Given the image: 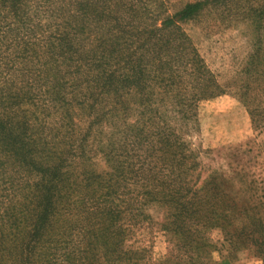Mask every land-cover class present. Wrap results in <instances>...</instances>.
<instances>
[{
  "label": "trees",
  "instance_id": "obj_1",
  "mask_svg": "<svg viewBox=\"0 0 264 264\" xmlns=\"http://www.w3.org/2000/svg\"><path fill=\"white\" fill-rule=\"evenodd\" d=\"M57 1L52 28L33 29L36 6L0 0V264H31L37 253L50 258L56 251L50 264H152L146 250L123 247V218L127 228L140 219L152 223L144 207L163 201L159 224L174 241L163 264H234L241 251L264 264V198L242 206L245 189L226 185L240 177L203 179V151L191 142L199 103L231 93L243 104L248 92H264L257 66H248L255 81L251 76L239 94V85L229 91L195 50L186 51V37L157 36L188 19L194 5L154 29H113L102 23L110 15L99 13L97 0ZM91 23L98 29H88ZM255 95L247 106L251 126L258 121ZM133 100L136 122L149 128L134 124L128 133ZM81 116L84 133L76 130ZM99 116L106 136L99 154L112 166L98 175L91 162ZM49 120L59 125L55 145L43 133ZM128 183L135 189L119 195L117 187ZM172 183L183 186L170 189ZM256 190L247 192L254 201ZM213 228L222 233L220 247L206 236Z\"/></svg>",
  "mask_w": 264,
  "mask_h": 264
},
{
  "label": "rangeland",
  "instance_id": "obj_2",
  "mask_svg": "<svg viewBox=\"0 0 264 264\" xmlns=\"http://www.w3.org/2000/svg\"><path fill=\"white\" fill-rule=\"evenodd\" d=\"M97 1L99 13L104 12L105 15H110L102 23H111L113 29H154L153 25L159 27L165 19L172 18L184 6L194 5L195 7L192 8L188 19L179 22L173 21V27L166 29L164 33H157V36L170 41H174L173 37L177 35L186 37L189 41H187L186 51L195 50L216 82L222 86H229V91L233 87L235 88L236 85H239L240 88L233 89V92L241 91L238 92L241 94L244 88L246 90V84L251 81V76H254V73L248 70L249 65H252V67L257 66L256 72L264 80V0ZM28 2L36 6L38 10V18L32 17L35 21L33 29H51L54 15L58 12L59 2L57 0H28ZM105 6L108 9L104 10ZM9 23H11L9 20L5 21L6 25H9ZM1 24L3 23L1 22ZM90 27L91 29H98L94 23H91L88 29ZM175 29H181V32H177ZM33 35L35 34H31L30 37H33ZM36 51L40 52L41 50L37 47ZM152 52H155V48H152ZM40 57L43 59L41 55ZM252 59H255V61ZM256 60H258V63ZM248 71L251 75L247 73ZM182 78L184 82L187 81V78ZM15 79L16 77L10 78L9 82L15 83ZM256 92L257 89L254 90V94L248 92L251 95L250 98L249 95H244L243 104L245 105L240 103L231 93L199 103L197 112L200 129L196 137L191 140L193 148L203 151L202 163H206L205 166L208 170L207 173L202 174L203 179L207 175L219 176L221 174L226 176L225 178L228 177V179L234 177V175L240 177L242 183L229 180L230 182L226 185L234 190H238L240 187L245 189L243 195L237 199L242 206L258 204L261 201L260 198H264V92L260 94ZM253 95H255L256 106L259 109H257L255 115L258 121L251 126L247 106L249 109L252 105L249 102L252 100ZM135 106L133 100L129 104L128 133L132 130L136 132L134 124L140 128H149L146 123L140 125L136 122L137 114L133 113L136 111ZM77 120L80 121L76 130L78 129L81 133H84L87 127V119H85V116H81ZM49 123L46 124L43 133L48 132L54 144L56 140L54 130L59 125L56 124L55 120H49ZM104 125L105 120L99 116L96 120L95 142L92 145V149H96L97 153L93 155L91 162L93 170L98 175L102 172H110L112 166V163L108 161V156H105L102 152L99 154V151L104 147L101 143H105L106 140ZM67 132V129L60 131V137H63ZM151 132L152 130L144 137L151 135ZM129 136L132 139L130 134ZM60 146L58 149L62 148ZM212 170L215 172L212 173ZM158 175V172H156L155 177ZM216 180L221 183V178H216ZM177 183L169 184V188L183 186ZM254 186L258 194L256 201L251 198L250 193L247 194ZM162 188L163 186L157 188V190L159 191ZM134 189L128 183L124 189L118 186L117 193L119 195L126 194ZM161 193L159 192V195ZM163 202L165 204L160 202L159 205L149 202L144 207L146 215L148 214L152 218V223L149 221L142 222L140 219V222H137L139 225L131 223L127 228L126 218H123V229L125 230L122 234L124 236L123 247L131 250H146L145 255L152 264H163L165 258L169 256L170 250H172L171 242L173 239L161 231L159 224L162 219L164 222L163 215L166 214L165 209L168 205L165 201ZM155 207H158V209ZM206 236L217 247H220L223 242L222 233L219 229L209 230ZM174 244L173 248H175ZM56 254L57 251L49 258V255L37 253L36 258L33 257L30 263L50 264L51 258ZM235 256L234 264H250L251 262L252 256L247 252L241 251ZM213 258L214 261H218L216 253ZM54 264L57 263L54 262Z\"/></svg>",
  "mask_w": 264,
  "mask_h": 264
},
{
  "label": "crops",
  "instance_id": "obj_3",
  "mask_svg": "<svg viewBox=\"0 0 264 264\" xmlns=\"http://www.w3.org/2000/svg\"><path fill=\"white\" fill-rule=\"evenodd\" d=\"M250 264H260V262L257 259H255L254 257H251Z\"/></svg>",
  "mask_w": 264,
  "mask_h": 264
}]
</instances>
